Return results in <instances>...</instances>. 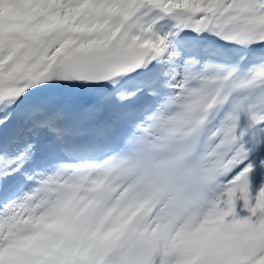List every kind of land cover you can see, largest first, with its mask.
<instances>
[{"label":"snow or ice","instance_id":"snow-or-ice-1","mask_svg":"<svg viewBox=\"0 0 264 264\" xmlns=\"http://www.w3.org/2000/svg\"><path fill=\"white\" fill-rule=\"evenodd\" d=\"M0 264H264V0H0Z\"/></svg>","mask_w":264,"mask_h":264}]
</instances>
